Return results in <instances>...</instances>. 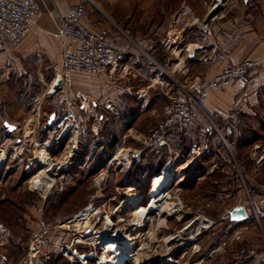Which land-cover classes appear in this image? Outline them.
Here are the masks:
<instances>
[{
  "label": "rangeland",
  "instance_id": "rangeland-1",
  "mask_svg": "<svg viewBox=\"0 0 264 264\" xmlns=\"http://www.w3.org/2000/svg\"><path fill=\"white\" fill-rule=\"evenodd\" d=\"M214 1L82 0V3L93 21L98 22L103 15L123 21L134 18L145 32L153 18L164 19L182 7L189 15L202 16ZM32 38L24 39L15 51L7 52L10 63L1 79L5 87L0 92V223L8 230L9 237L0 246V254L6 256V264H19L30 242L44 231H47L43 236L45 242L37 245L34 264L54 263L59 256V244L70 238L56 226L76 216L90 202L104 206L114 218L117 224L114 234L125 238L127 248H122L123 252L132 253L127 264H165L163 258L174 248L177 264H253V260L256 262L264 256V216L255 212L256 205L264 214V87L254 91L259 102L251 113L237 111L229 121L216 120L211 148L200 159L197 170L186 177L180 175L182 167H179L168 193L160 203L151 202L152 208L137 212L130 207L138 195L141 205H148V189L157 176L147 173L142 166L146 165L145 161L135 160L133 151L139 146L134 145L144 147L142 136L139 138L135 131L140 127L147 133L163 118H144L132 130V122L123 124L110 119L103 123L98 112L78 114L79 152L67 169L58 173L64 177L58 187L44 196L33 190L36 181H47L44 175L47 163L57 159L59 164L71 151L70 147L64 153L68 144L58 147L51 141V159L43 149V143L49 140L43 133L44 127L51 114L65 107L70 92L48 98L50 85L63 76L62 72L56 73L55 62L38 51L26 55V48L28 45L52 48L55 41ZM4 122L18 126V131L9 138ZM114 139L117 144L111 150L110 162L103 168H92L90 160L95 161ZM74 142L75 139L71 146ZM44 153L48 156L42 159ZM182 160H187L185 166L191 158L179 157L174 167ZM176 202L179 205L175 211L168 210L169 204L174 208ZM165 205L163 212L155 214ZM238 206L246 207L249 219L229 223V212ZM197 218L206 223L204 227L201 222L194 223ZM190 225L186 235L195 234L198 228L202 230L197 240L185 247H176L168 241ZM195 245L200 247L198 252ZM57 264L70 262L61 259Z\"/></svg>",
  "mask_w": 264,
  "mask_h": 264
},
{
  "label": "crops",
  "instance_id": "crops-1",
  "mask_svg": "<svg viewBox=\"0 0 264 264\" xmlns=\"http://www.w3.org/2000/svg\"><path fill=\"white\" fill-rule=\"evenodd\" d=\"M38 3L41 16L24 39L34 37L37 41H45L53 38L55 45L52 48L28 45L26 55L38 51L55 62L56 73L62 72L64 93L67 95L69 91L70 94L65 107L51 114L56 118L68 111H73L76 115H93L98 112V117L103 123L110 119H117L123 124L132 122L130 129L136 130L135 126L144 118L165 119L172 111L174 100L186 95L192 81L215 77L224 65L219 60L221 54L234 61L264 58V0L225 1L221 12L208 24L211 33L208 35L193 19L199 18L203 21L217 4L215 0L202 16L193 13L189 15V11L182 7L164 19L153 18L145 32L140 30V24L135 22L134 18L131 21H123L103 15L97 22L89 17L86 25L90 29L111 30L109 44L117 51L116 59L108 66L107 71L99 76L67 72L64 68L58 30L67 10L72 5L82 3V0H38ZM75 48V45L69 47L71 50ZM15 50L0 53V83L10 63L7 52ZM260 79L258 89L264 87V73ZM4 87L5 84L1 83L0 92ZM257 88L246 90L234 84L226 90L212 93L202 105L198 121L175 128L169 133L168 148L146 150L141 147L142 144H135L134 146H139L133 151L135 160L138 163L145 161L143 164L146 165L142 166L146 168L147 173L158 174L172 159L171 152L179 154L182 158H185V155L191 158L194 146L202 147L208 144L211 147L209 128L216 130V120L229 121L230 116L237 111L243 114L251 113L253 106L259 102V96L254 92H257ZM12 125L16 126L15 131H18L17 124ZM150 130L152 129L147 133ZM228 130L231 132V128ZM135 132L139 138L147 134L140 127ZM43 133L49 138L45 141L46 147H51L52 132L44 130ZM6 137L9 138L7 135ZM177 143L179 145L176 147ZM185 162L187 160H182L178 168L184 167ZM244 208L248 214V210ZM252 263L264 264V256L256 262L253 260Z\"/></svg>",
  "mask_w": 264,
  "mask_h": 264
},
{
  "label": "built area",
  "instance_id": "built-area-1",
  "mask_svg": "<svg viewBox=\"0 0 264 264\" xmlns=\"http://www.w3.org/2000/svg\"><path fill=\"white\" fill-rule=\"evenodd\" d=\"M52 1L55 2L56 0ZM219 5L223 7L224 4ZM41 13L38 0H0V53L16 49L30 33L36 20L41 16ZM88 18V9L85 4L79 3L72 5L61 19L58 37L63 54L64 68L67 72L99 76L107 71L108 66L112 65L116 59L117 51L109 44L111 30L101 29L95 31L90 29L86 25ZM193 22L199 24L208 35H211L209 26L205 25L199 18H194ZM70 45H75L76 48L71 50L69 49ZM219 60L224 65L215 77L212 79H195L192 81L187 88L186 95L174 100L171 113L155 129L151 130L148 135L142 136L146 150L168 148L167 137L169 133L175 128L198 121L200 119L202 105L212 93L226 90L234 84L246 90H251L259 86L261 81L260 76L264 73V58L260 60L247 59L234 61L229 56L221 54ZM58 78L60 79L58 80L56 78V81H53L50 85L49 91L47 92L48 98L56 97L65 92L64 79L63 77ZM48 121L45 124L44 130L52 132L55 146L60 147L63 144H68L64 150V153H66L67 149L71 147L72 140L75 139L76 144L73 156L70 158L66 168L56 171L57 176L54 186L49 190H46L45 187L41 188L40 192L33 189L39 194H44V196L49 195L52 189L58 187V183L64 178L62 175L59 177L60 175L58 173L66 170L72 163V158L79 152L78 137L80 121L77 115L73 111H68L59 118L55 117L51 124H48ZM209 135H213L212 128H209ZM46 144V142L43 143V149L50 156L51 147H46ZM210 148L208 144L202 147L194 146L191 150V161L189 164L197 161L200 162V159L206 152H209ZM171 157L170 162L157 176L161 175L165 169L167 170L170 167L175 168L174 162L179 158V155L171 152ZM52 161L54 162L52 170H54L57 168V159ZM42 165L44 166L43 163ZM186 167L187 164L185 165ZM175 169L177 172L180 171L178 167ZM181 174H184V170L180 172ZM157 176L153 177L150 186L153 185ZM62 185L61 183L60 186ZM140 198L141 196L138 195L135 200H138L141 205ZM150 200L152 199L149 198V202ZM178 205L176 202L173 211H175ZM253 205L255 204L253 203ZM131 209L135 210L133 207ZM120 211L122 213L124 212V210ZM255 212L264 216L256 205ZM145 216L149 215L147 214ZM227 218L229 219V216ZM191 225L188 228H191ZM116 227L117 224L114 223V218L107 214L104 206L90 202L76 216L62 221L56 226V229L60 233L69 235L70 237L68 241L59 244L57 249L58 254L67 259L70 264H100L99 260L105 256H110L109 259H114V253L110 254L106 252V245L116 243L118 248H127L123 242L125 238L114 234L117 231ZM46 234L47 231H44L43 235L35 237L30 242L28 252L19 264H34L35 250L38 244L45 242L43 236ZM201 234L202 230L200 228L193 234L195 235L194 238L192 233L187 234L189 237H186L187 235L185 234L183 240L181 239L184 242L181 244L180 237H178L177 233L173 235V240L170 243H174L176 247H185L197 240ZM8 237V230L0 223V246L5 244ZM79 247L88 249L82 251ZM195 248L196 252L200 250V247L197 245H195ZM175 251V248L170 250L163 258L165 264L178 263ZM130 261L131 258H126L121 262H117V264H127ZM6 262V256L0 254V264H6Z\"/></svg>",
  "mask_w": 264,
  "mask_h": 264
},
{
  "label": "bare ground",
  "instance_id": "bare-ground-1",
  "mask_svg": "<svg viewBox=\"0 0 264 264\" xmlns=\"http://www.w3.org/2000/svg\"><path fill=\"white\" fill-rule=\"evenodd\" d=\"M75 144H76V141L72 144L71 151L67 154V156L59 164L56 163L57 164V168L56 169L52 170V166H53L54 163H47L44 175L45 176L47 175L45 178H47L48 180L47 181L46 180L45 181H40V180L36 181V183H35L36 188H34V190L40 192L41 188L45 187L46 190H49V189H51L54 186V184L56 182V176H57L56 171H59L61 169L66 168V166L69 163L70 158L73 156V152L75 150V148H74ZM44 154H45V156H42L43 157L42 159H44V158H46L48 156V154H46V153H44ZM189 163L187 164V166L189 165ZM63 166H65V167L63 168ZM183 170H185V166L181 168V172H183ZM165 171H166V169L164 170V172L161 175L157 176V178L154 181L153 185H151L150 188H149L148 196H149V198L152 199V200H150L149 204L144 207V206L139 204L138 200H134L130 207H133L138 212L139 210H141V209L143 210V209H145L147 207L148 208H152V206L150 205L151 202H152V205H156V204L161 202V200L163 199L165 194L168 193V188L170 187V185H171V183L173 181V178L175 177L176 173H178L176 171V169L173 168V167H170L169 169H167L166 172ZM41 180H43V179H41ZM32 186H33V184H32ZM165 207H166V205L161 207V210H157L155 214L163 212ZM169 209H173V206H171V203L169 204L168 210ZM167 213H168V211H167ZM196 222H201L203 227L206 224L201 218H199V219L197 218L194 221V223H196ZM190 229L191 228H188V226H186L183 230H181L178 233V237H180V243L181 244H183V242H184L182 240H183V237L186 234L185 232L189 231ZM198 232H199V230H198ZM194 236L195 235H193V238H194ZM171 240H173V236L168 241L172 242ZM96 243H97V241H96ZM101 243H98V244H101ZM105 249H106L107 253H110V254L114 253L115 257H114V259H109L110 256H105V257H103V258H101L99 260L100 264H117V262H121V261L125 260L126 258H131L132 257V253L131 252L130 253L127 252V251L123 252L122 248H118L116 243H112V244L106 245Z\"/></svg>",
  "mask_w": 264,
  "mask_h": 264
},
{
  "label": "water",
  "instance_id": "water-1",
  "mask_svg": "<svg viewBox=\"0 0 264 264\" xmlns=\"http://www.w3.org/2000/svg\"><path fill=\"white\" fill-rule=\"evenodd\" d=\"M218 4L214 5L212 7V9L208 12V14L206 15L205 19L203 20V23L205 25H208L209 22L215 17L217 16L221 10L223 9V7H221L219 4H223L225 2V0H217ZM192 57V56H190ZM55 119V115L50 116V119L48 121V124H51V122ZM4 128L6 129V135L8 137H10L12 135V133L16 130V126H13L7 122L4 123ZM193 167V164H189L184 172H188L189 170H191V168ZM229 220L231 222H244L246 220H248V215L246 213V210L244 207L242 206H238L235 207L230 213H229Z\"/></svg>",
  "mask_w": 264,
  "mask_h": 264
},
{
  "label": "trees",
  "instance_id": "trees-1",
  "mask_svg": "<svg viewBox=\"0 0 264 264\" xmlns=\"http://www.w3.org/2000/svg\"><path fill=\"white\" fill-rule=\"evenodd\" d=\"M117 144V139H114L110 144L109 146L106 148H104V151L101 152L100 156H98L95 161L92 163V161L90 160V164H91V167L92 168H95L97 166L103 168L105 167L111 160V150L115 147V145ZM185 151V150H184ZM162 152V151H161ZM229 223H232L230 220H229ZM66 260L65 258L61 257L60 255L58 256L57 260L52 263V264H57L59 260Z\"/></svg>",
  "mask_w": 264,
  "mask_h": 264
},
{
  "label": "flooded vegetation",
  "instance_id": "flooded-vegetation-1",
  "mask_svg": "<svg viewBox=\"0 0 264 264\" xmlns=\"http://www.w3.org/2000/svg\"><path fill=\"white\" fill-rule=\"evenodd\" d=\"M200 162H193V167L191 168V170H189L188 172H184V176L188 177L189 175H192V173L197 170L196 168L199 166Z\"/></svg>",
  "mask_w": 264,
  "mask_h": 264
}]
</instances>
